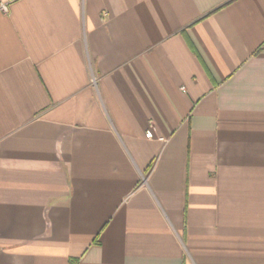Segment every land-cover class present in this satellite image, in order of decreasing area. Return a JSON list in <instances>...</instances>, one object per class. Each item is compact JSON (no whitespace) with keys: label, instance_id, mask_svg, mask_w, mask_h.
<instances>
[{"label":"crops","instance_id":"obj_1","mask_svg":"<svg viewBox=\"0 0 264 264\" xmlns=\"http://www.w3.org/2000/svg\"><path fill=\"white\" fill-rule=\"evenodd\" d=\"M0 264H264V0H0Z\"/></svg>","mask_w":264,"mask_h":264},{"label":"built area","instance_id":"obj_2","mask_svg":"<svg viewBox=\"0 0 264 264\" xmlns=\"http://www.w3.org/2000/svg\"><path fill=\"white\" fill-rule=\"evenodd\" d=\"M1 8H2L3 10H5V7H4L3 5H1ZM145 136H146L147 138H150V137H151V132H150L149 130L146 131Z\"/></svg>","mask_w":264,"mask_h":264}]
</instances>
